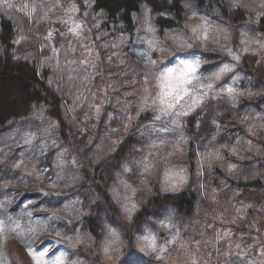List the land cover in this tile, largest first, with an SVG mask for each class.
Returning <instances> with one entry per match:
<instances>
[{
    "label": "trees",
    "instance_id": "trees-1",
    "mask_svg": "<svg viewBox=\"0 0 264 264\" xmlns=\"http://www.w3.org/2000/svg\"><path fill=\"white\" fill-rule=\"evenodd\" d=\"M62 2L73 3L86 26L87 20L91 25L99 21L116 34L135 36L137 22L146 13L162 48L171 53L173 38L192 37L189 51L200 52L207 61L201 70L234 64L235 71L218 86L240 75V88L254 95L241 97L236 107L208 96L179 127L162 111L138 113L133 105L143 106L145 92L138 69L105 53L93 68L90 57L85 58L69 37H61L60 29L55 44L46 37L50 18L61 13L55 6ZM204 4L0 0V204L14 201L9 214L22 218L21 235L34 239L39 227H47L51 235L70 239L72 245L63 251L76 264H181L180 258L191 264L190 257L195 264H264V53L243 51L239 39L246 32L258 45L264 42V15L246 9L229 15L227 0H210L207 9ZM188 5L220 27L235 26L232 47L239 64L217 50H204L193 38L190 26L185 27ZM257 19L258 24L245 23ZM180 52L155 56V67H165ZM133 116V128L121 131L122 122ZM160 123L166 126L163 138L169 143L177 142L181 132L192 138L183 155L172 157L167 165L148 147L159 142L162 130L155 127ZM217 149L223 160L211 167L201 165V155ZM171 168H187L190 199L176 200L164 191ZM53 187L55 194L46 195ZM50 201L57 202L55 207ZM161 203L179 204L180 212L170 209L158 229L149 233L168 249L157 259L141 247L143 237L136 238V233L160 215ZM29 211L32 216L24 218ZM53 211L59 214L55 220ZM165 224L168 227L162 228ZM109 229L120 235V243ZM27 244L28 239L23 246ZM18 252L19 246L10 244V264L21 263ZM166 255L171 259L165 261Z\"/></svg>",
    "mask_w": 264,
    "mask_h": 264
},
{
    "label": "rangeland",
    "instance_id": "rangeland-1",
    "mask_svg": "<svg viewBox=\"0 0 264 264\" xmlns=\"http://www.w3.org/2000/svg\"><path fill=\"white\" fill-rule=\"evenodd\" d=\"M261 2H264V0H261ZM55 9L56 11L59 9V12L61 13L56 17L50 18L47 34H45L46 37L52 40L53 44H55L57 42V36L55 35L57 34L56 30L60 29L61 37H63L64 35L65 37H69L70 41L73 44H76L77 47L82 50L81 52L85 56V58L90 57L91 61L89 63H92L91 66L93 68H97V66H95V62L99 63L98 60H100L101 56L105 53L109 56H113L120 64L125 65L126 67L138 69V71L141 73L142 77L140 79L145 89L142 102L143 106L146 103L151 104L154 91L155 97L159 98L158 102L162 110L174 112L175 109L179 108L181 105L187 108L190 103H194L197 100L201 102L205 97L212 95L214 96V91L206 88V85L204 83V80L206 78L214 76L221 67H234V64L232 62H224L217 69L210 72L201 70V67L203 66L202 65L195 73H189L187 76H184L183 79H181L180 74L184 72L183 66L180 63L181 60H184L186 63H192L194 67L197 56L201 60H204L200 52H190L189 48L187 51L184 50V47L186 45H191L190 39H192V37H180L179 39L173 38L175 45L178 46L177 49L181 52L173 58L174 61L166 64L165 67L158 70L155 67V59L156 57L159 58L161 56V54L157 52V49L162 48V45L158 43L154 28L146 13L141 18L140 22H137L138 24L136 34L135 36H133L123 33L116 34L114 30L107 29L101 26V22L99 21H95V23L91 25L90 20H87L88 26H86L85 21L76 16V10H74L73 3L71 2H62L59 8L55 6ZM83 13L85 14V17L88 15V11ZM190 13L198 12L195 11L194 8H192ZM190 13L189 30L193 33V38L197 40L194 33L195 31L199 30V24L197 22L190 21ZM39 15L40 14H37V16ZM206 18L209 19L208 16H206ZM211 22L214 23L213 21ZM249 38L250 40L255 41V43L257 42L250 36ZM199 42L201 43L203 49L206 45L207 48L216 50L208 40H199ZM241 44L243 46V51H248V48L250 46L249 42L241 40ZM257 47L258 44L256 43V46L253 47L252 51H256ZM231 50L236 55L238 54V51H235L233 47ZM217 59L221 61L223 59V56H218ZM49 65H51L50 62ZM170 68L179 69V71L172 73L171 78L167 76L168 69ZM239 77L240 75H235L231 78L230 82L223 85V87L225 89L230 87L239 91H243L242 88H240ZM214 88L215 90H220L221 86L215 84ZM243 92L247 91L244 90ZM224 99L230 102L227 97H225ZM162 113L166 115L164 111H162ZM176 115H179V113H176ZM152 127L150 131L151 135L153 129ZM156 128L159 130H163L164 128H166V126L163 123L155 127V129ZM1 138H3V136ZM178 176L179 169L171 168L170 170H167L165 174V181H167V184H165V182L163 181V188L166 189L170 187L172 183H175ZM169 177H172V179L169 180ZM163 205V203L158 204L160 209H162ZM169 211L170 209L168 210L167 214H169ZM167 214H165L161 210L160 215L153 216L152 221L142 226L141 229L136 233V238L143 237L141 247L146 252H150L152 249L158 250V254L157 252H154L157 259L163 257V252L159 250L165 249L166 247L164 245H159L156 242L155 237L149 233L158 229V223L166 219L165 216ZM203 225V223H200V226ZM51 236L53 237L52 239L45 240V242L42 241L41 244L37 245L36 247H24V240L28 239L31 243L33 239L26 238L24 235H20L21 242H13L16 246H19L18 253H20L21 255L20 264H37L36 257L41 256L42 259L39 261V264H49L50 259L54 261L55 264H67V262L70 260L67 259L66 252L63 251V247L72 245L70 239L61 237V239L58 241L57 239H55V235ZM21 245L23 247H21ZM58 248L59 250H57ZM259 248L263 250L261 246ZM53 252H55L56 254L52 255ZM184 261L185 260L183 258L179 259V263L181 264H185L186 262ZM70 262L71 264H76L73 261ZM7 264H10L9 254H7Z\"/></svg>",
    "mask_w": 264,
    "mask_h": 264
},
{
    "label": "clouds",
    "instance_id": "clouds-1",
    "mask_svg": "<svg viewBox=\"0 0 264 264\" xmlns=\"http://www.w3.org/2000/svg\"><path fill=\"white\" fill-rule=\"evenodd\" d=\"M210 3V0H205L204 7L207 9V5ZM227 4L230 5L229 8V15H231L236 9H246L249 12H253L257 15V17L264 15V2H261V0H227ZM189 9H191V5H188ZM190 21L197 22L199 24V30L195 31L194 35L195 38L199 40H208L209 43L213 45V47L221 52L223 55L229 56L231 60L236 61L237 64H239V57L233 53L232 49V41L235 38V26L233 27H220L219 25H216L211 22L206 16L200 15L198 13H190ZM230 23V22H229ZM245 23H253L258 24V19L255 21H245ZM189 24H186L185 27H189ZM207 34V35H205ZM241 40L248 41L250 46L248 48V51L251 52L253 50V47L256 46L255 41L250 40L248 34L246 32H241V35L239 37ZM172 52L170 53L168 48H159L157 49V52L167 55H174L175 51L177 50L178 46L173 44L171 45ZM192 47V45H186L184 47V50L187 51L188 48ZM204 50H209L207 46H204ZM257 51L259 53H264V42H261L258 47ZM196 55V54H194ZM180 63L183 66L184 72L180 74V78L183 79L184 76H187L189 73H195L203 64H206V60H201L198 56L195 60V67L192 63H186L184 60H181ZM194 68L195 70L192 71L191 69ZM179 69L170 68L168 69L167 76L169 77V74L173 72H177ZM235 67L229 68V67H221L219 71L211 77H208L204 80V83L206 85V88L209 90L214 91V99H223L225 97L228 98V100L232 101V107H236V101H239L241 97H247L249 95H254L252 93L239 91L233 88H227L225 89L223 85L221 86L220 90H215L214 85L220 83V81L227 76L229 73L234 72ZM158 97H155V92L153 91V100L151 104H145L144 106H141L139 103L133 105L137 108L138 113L145 112V111H152L153 113H159L161 111H164L166 115L171 116V123L175 124L176 127H179L182 118L188 115H191L193 112L196 111L197 108L201 107V102L199 100L195 101L194 103H190V105L185 108V106L181 105L179 108H176L174 112H168L167 110H162L160 108V104L158 102ZM176 113H179V115H176ZM136 117H130L127 121H123V128L121 131H130L133 128V124ZM157 120H160V115L156 116ZM167 131L166 128H164L160 133V140L159 142L153 141L148 145L149 150L155 155L156 160L158 162H163L164 164H168L172 157H179L182 156L183 153L186 151V146L188 145L189 141L192 139L190 136L183 134L181 132L180 139L175 143H169L166 139H164L165 132ZM31 137L28 139V143L32 142ZM168 148L170 151H166L165 149ZM223 160V157L221 155L220 149H217L215 152L209 154V155H201L200 157V163L201 165H206L208 167H211L213 163H219ZM147 170V169H146ZM124 171L129 172L130 169L126 165L124 166ZM169 180L172 179V177L168 178ZM189 173L187 168H180L179 169V176L176 178L175 183H172L170 187L166 188L164 191L169 192L172 194L173 199H190V191L188 189L189 185ZM167 182V181H166ZM151 191V189H149ZM56 192V189L53 187L45 192L46 195L51 196L54 195ZM14 201L9 200L7 201V206L4 204H0V264H7V253L6 250L10 246L11 243L16 242L20 243V235L22 228L24 227L22 223V218L17 217L15 214H9V208L11 207L12 203ZM53 207H55L56 203L55 201H50ZM134 211L138 210L133 205ZM169 209H175L177 211V214L179 215L180 212V205L179 204H164L162 206V211L167 214ZM58 213L53 211L52 212V219L55 220L58 217ZM32 216V213L25 212L23 213L24 218H30ZM131 219V217H129ZM162 228H167L168 225H161ZM109 235L114 238L115 242L120 243L121 237L120 235L111 229H109ZM53 237L51 236L49 230L47 227H39L36 232L34 233V239L32 242L26 247H36L37 245L41 244L44 240H50ZM55 239L58 241L61 239L59 235H56ZM59 250V248L57 249ZM102 251L107 253L106 248H102ZM159 251L168 252V249H160ZM153 252H157V249H152L148 254L151 255ZM56 253L53 252L52 255H55ZM165 261H168L171 259L170 255H166L164 257ZM191 264H195V258H191ZM49 264H55L54 261L51 259L49 260ZM67 264H71L70 261L67 262ZM138 264H146L145 261H140Z\"/></svg>",
    "mask_w": 264,
    "mask_h": 264
},
{
    "label": "snow or ice",
    "instance_id": "snow-or-ice-1",
    "mask_svg": "<svg viewBox=\"0 0 264 264\" xmlns=\"http://www.w3.org/2000/svg\"><path fill=\"white\" fill-rule=\"evenodd\" d=\"M191 70L194 71L195 69L192 68ZM169 78H171V74H169ZM41 259H42V256H41V257H36L37 264H39V261H40Z\"/></svg>",
    "mask_w": 264,
    "mask_h": 264
},
{
    "label": "bare ground",
    "instance_id": "bare-ground-1",
    "mask_svg": "<svg viewBox=\"0 0 264 264\" xmlns=\"http://www.w3.org/2000/svg\"><path fill=\"white\" fill-rule=\"evenodd\" d=\"M205 99L207 100V97L203 98L202 101H204ZM202 101H201V102H202ZM231 102H232V101H230V103H231ZM262 111L264 112V109H263Z\"/></svg>",
    "mask_w": 264,
    "mask_h": 264
}]
</instances>
